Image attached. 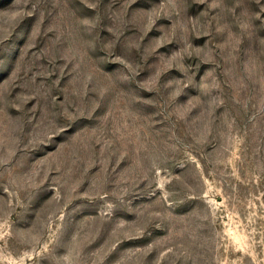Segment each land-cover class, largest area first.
<instances>
[{
  "label": "rangeland",
  "instance_id": "374dc122",
  "mask_svg": "<svg viewBox=\"0 0 264 264\" xmlns=\"http://www.w3.org/2000/svg\"><path fill=\"white\" fill-rule=\"evenodd\" d=\"M0 264H264V0H0Z\"/></svg>",
  "mask_w": 264,
  "mask_h": 264
}]
</instances>
